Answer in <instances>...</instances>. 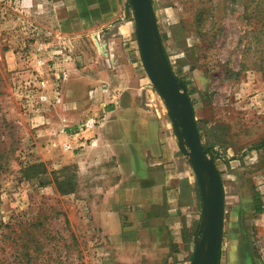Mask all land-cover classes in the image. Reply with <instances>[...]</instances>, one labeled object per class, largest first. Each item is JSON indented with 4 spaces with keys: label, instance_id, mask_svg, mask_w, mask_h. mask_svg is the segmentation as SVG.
Returning <instances> with one entry per match:
<instances>
[{
    "label": "rangeland",
    "instance_id": "374dc122",
    "mask_svg": "<svg viewBox=\"0 0 264 264\" xmlns=\"http://www.w3.org/2000/svg\"><path fill=\"white\" fill-rule=\"evenodd\" d=\"M152 2L166 55L223 182L217 264H243L242 251L264 264V0ZM25 3L0 0V264H131V247L112 242L94 222L92 204L106 191L101 169L79 165L80 146L59 135L68 126L100 125L108 103L96 89L114 84L118 58H133L108 53L87 32L33 37L34 12ZM122 9L127 16L132 10L139 49L130 0ZM124 41L118 48L130 46ZM134 71L123 73L138 88L126 103L154 111L159 104L176 134L142 61ZM110 161L115 168L116 158Z\"/></svg>",
    "mask_w": 264,
    "mask_h": 264
},
{
    "label": "crops",
    "instance_id": "0c3cea01",
    "mask_svg": "<svg viewBox=\"0 0 264 264\" xmlns=\"http://www.w3.org/2000/svg\"><path fill=\"white\" fill-rule=\"evenodd\" d=\"M24 1L34 12L33 37L47 41L72 33L78 39L87 32L103 39L108 53L133 58H118L114 84L101 82L96 89L100 101L108 103L100 112V125L81 131L68 126L59 137L80 146L75 155L65 151L66 157L74 155L79 165L91 164L94 172L101 169L106 191L92 204L94 222L112 242L131 247L127 262L190 264L202 215L198 181L163 107L157 104L154 111L133 105L138 88L123 74H134L141 63L133 45L132 10L127 16L122 9L125 0ZM123 40L130 44L126 49L118 48ZM129 96L133 101L126 103ZM114 158L115 168L110 161Z\"/></svg>",
    "mask_w": 264,
    "mask_h": 264
},
{
    "label": "water",
    "instance_id": "95a60500",
    "mask_svg": "<svg viewBox=\"0 0 264 264\" xmlns=\"http://www.w3.org/2000/svg\"><path fill=\"white\" fill-rule=\"evenodd\" d=\"M143 66L166 103L179 146L189 157L200 187L202 215L190 264H217L224 221V188L220 172L204 148L191 99L173 72L160 35L152 0H130ZM249 262L247 252L241 254Z\"/></svg>",
    "mask_w": 264,
    "mask_h": 264
},
{
    "label": "flooded vegetation",
    "instance_id": "af4514ba",
    "mask_svg": "<svg viewBox=\"0 0 264 264\" xmlns=\"http://www.w3.org/2000/svg\"><path fill=\"white\" fill-rule=\"evenodd\" d=\"M241 259H242L243 264H254L253 262H249V261L246 262V260L242 258V256H241Z\"/></svg>",
    "mask_w": 264,
    "mask_h": 264
},
{
    "label": "trees",
    "instance_id": "16d2710c",
    "mask_svg": "<svg viewBox=\"0 0 264 264\" xmlns=\"http://www.w3.org/2000/svg\"><path fill=\"white\" fill-rule=\"evenodd\" d=\"M167 54V53H166ZM168 56V55H167ZM188 94V93H187ZM4 152L1 147H0V153ZM1 155V154H0ZM219 252H220V249H219ZM218 259H219V255H218ZM218 263V262H217Z\"/></svg>",
    "mask_w": 264,
    "mask_h": 264
},
{
    "label": "built area",
    "instance_id": "2783aa9c",
    "mask_svg": "<svg viewBox=\"0 0 264 264\" xmlns=\"http://www.w3.org/2000/svg\"><path fill=\"white\" fill-rule=\"evenodd\" d=\"M41 98H45L43 95H41Z\"/></svg>",
    "mask_w": 264,
    "mask_h": 264
}]
</instances>
